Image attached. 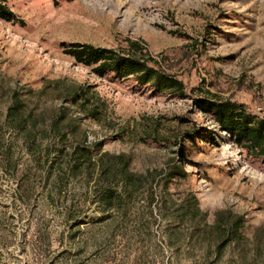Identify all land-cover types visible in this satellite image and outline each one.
Listing matches in <instances>:
<instances>
[{
  "label": "rangeland",
  "instance_id": "rangeland-1",
  "mask_svg": "<svg viewBox=\"0 0 264 264\" xmlns=\"http://www.w3.org/2000/svg\"><path fill=\"white\" fill-rule=\"evenodd\" d=\"M3 1L0 264H264V159L192 100L264 117V0ZM76 43H136L184 94Z\"/></svg>",
  "mask_w": 264,
  "mask_h": 264
},
{
  "label": "trees",
  "instance_id": "trees-1",
  "mask_svg": "<svg viewBox=\"0 0 264 264\" xmlns=\"http://www.w3.org/2000/svg\"><path fill=\"white\" fill-rule=\"evenodd\" d=\"M14 17L15 14L0 0V18L10 21ZM135 45L136 43H131V49L134 48L135 51L130 52L76 43L71 45L67 52L77 62L91 67L98 75L111 72L118 79L132 77L140 83L150 85L158 92L176 91L184 94V83L161 69L156 61L143 54H137L136 51L141 52V49ZM192 100L201 111L212 115L220 129L228 134L238 147L252 157L264 159V117L252 116L243 103L223 99L212 93ZM90 115L94 117V111H91ZM174 168L173 174L174 171L177 172L175 175L184 174L180 166Z\"/></svg>",
  "mask_w": 264,
  "mask_h": 264
}]
</instances>
